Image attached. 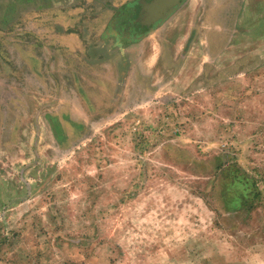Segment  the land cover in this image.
<instances>
[{
  "label": "rangeland",
  "instance_id": "374dc122",
  "mask_svg": "<svg viewBox=\"0 0 264 264\" xmlns=\"http://www.w3.org/2000/svg\"><path fill=\"white\" fill-rule=\"evenodd\" d=\"M246 1L192 0L167 35L187 44L186 78L165 49L102 114L0 76V264H264V0ZM53 12L38 29L52 47L71 36L51 22H74Z\"/></svg>",
  "mask_w": 264,
  "mask_h": 264
},
{
  "label": "crops",
  "instance_id": "0c3cea01",
  "mask_svg": "<svg viewBox=\"0 0 264 264\" xmlns=\"http://www.w3.org/2000/svg\"><path fill=\"white\" fill-rule=\"evenodd\" d=\"M48 1L52 2V4L46 6ZM142 1L42 0L45 5H36L37 3L34 2L29 4L27 2L22 7L12 6L14 11L9 16L10 23L1 28L0 35L7 36V34H11L14 31H16V34L23 33L22 28L9 29L15 25L20 15L30 17L31 12H37L39 17H33L32 20L30 19V23L24 27L25 32L33 34V36L23 37L27 43L22 40L23 47L27 46L29 49L23 48L17 43L18 40L12 34L14 36L12 39L16 40L14 42V50L19 55H16L17 58L14 55L15 52L11 53L9 51L10 54H7V58H0V76H6V83L9 82L11 89L22 82L33 88L26 89L27 91L36 90L40 94L48 92L47 87L50 86L52 88L51 85L53 84L54 88H52V91L61 94L59 99L63 97L79 104L74 105L72 103L70 106L71 110L69 112L72 116V110L78 107L96 109L99 113H104L107 108H110L108 105L109 100L119 101V97L116 98L111 95L115 91L111 88L112 85L119 87L123 93H127L130 89L129 87H131L130 85H133L136 86V90L131 92H136L137 85L142 86V83H146L143 75L150 73L151 67L160 61V55L165 49L178 51L177 55L180 59L178 66L180 68H178L179 72L177 71L173 75L182 82V79L186 78L187 55L183 54V51L185 52L183 48L186 49L187 44L184 42L181 47L177 41L171 40L173 37L169 38L168 36L175 28L182 26L184 21H181V19L186 15V6L192 0H184L157 27L154 25L149 27L142 26L138 21L140 14L134 21L131 18L136 12V3H139L142 11ZM144 1L148 3L153 0ZM235 2L236 0H232V3ZM243 6L245 8V4ZM48 11L60 13L61 16L64 12L70 13L74 21L71 25H66L65 30L58 25V22H51L54 31L60 33L61 36H71V38H65L61 41L60 38L56 37L55 43H49L51 45L54 44L53 47L47 45L48 42L44 37H41L42 32L38 30L41 28L45 30L43 26L45 24H41V22L45 23ZM135 24L145 30L141 33ZM32 29H37L38 32L36 30L32 31ZM151 29L153 30L151 31ZM7 30L12 31L8 32ZM70 39L79 42L77 49H74ZM40 44H43V46ZM42 52L43 56H41ZM46 52L49 53L48 56ZM166 60L168 61L169 59L165 58ZM18 69L24 70L23 79L19 76H14L15 70ZM49 70H52L53 74L48 81ZM181 71L182 74H180ZM133 73L135 78L131 80ZM47 81L50 84H47ZM174 82H177V80ZM100 99L103 100L101 105H99ZM61 117L64 120L75 122L67 116L64 117L62 115ZM55 122L58 124L57 121Z\"/></svg>",
  "mask_w": 264,
  "mask_h": 264
},
{
  "label": "water",
  "instance_id": "95a60500",
  "mask_svg": "<svg viewBox=\"0 0 264 264\" xmlns=\"http://www.w3.org/2000/svg\"><path fill=\"white\" fill-rule=\"evenodd\" d=\"M184 0H153L152 2L142 1V11L139 16V23L142 26H158L167 19ZM153 29H151L152 31Z\"/></svg>",
  "mask_w": 264,
  "mask_h": 264
},
{
  "label": "flooded vegetation",
  "instance_id": "af4514ba",
  "mask_svg": "<svg viewBox=\"0 0 264 264\" xmlns=\"http://www.w3.org/2000/svg\"><path fill=\"white\" fill-rule=\"evenodd\" d=\"M10 1V0H9ZM14 1L15 3H13V7H22L23 5H26L27 2L30 4V3H37L36 5L38 4H42V5H45L44 2L42 3V0H12ZM41 2V3H40ZM52 2L46 4L47 5H51ZM136 12L132 15V19L133 21L136 20L137 16L140 14V11H141V6L139 5V3L137 4L136 3ZM131 21V20H130ZM136 28L138 29V31H140L141 33L145 30L144 28H141L139 25L135 24ZM134 27V26H133Z\"/></svg>",
  "mask_w": 264,
  "mask_h": 264
}]
</instances>
